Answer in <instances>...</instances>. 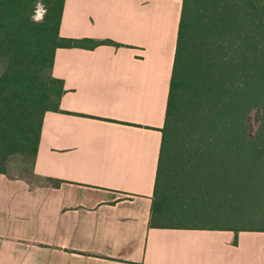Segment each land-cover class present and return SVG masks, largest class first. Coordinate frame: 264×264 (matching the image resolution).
Segmentation results:
<instances>
[{"label":"crops","instance_id":"crops-1","mask_svg":"<svg viewBox=\"0 0 264 264\" xmlns=\"http://www.w3.org/2000/svg\"><path fill=\"white\" fill-rule=\"evenodd\" d=\"M182 7L65 0L63 38L117 45L56 52L40 180L0 174V264H264V233L149 225Z\"/></svg>","mask_w":264,"mask_h":264},{"label":"trees","instance_id":"trees-1","mask_svg":"<svg viewBox=\"0 0 264 264\" xmlns=\"http://www.w3.org/2000/svg\"><path fill=\"white\" fill-rule=\"evenodd\" d=\"M182 3L150 228L264 233V1ZM64 5L0 0V174L12 179L40 180L44 116L65 93L56 52L117 45L63 38ZM16 157L31 168L14 174Z\"/></svg>","mask_w":264,"mask_h":264},{"label":"rangeland","instance_id":"rangeland-1","mask_svg":"<svg viewBox=\"0 0 264 264\" xmlns=\"http://www.w3.org/2000/svg\"><path fill=\"white\" fill-rule=\"evenodd\" d=\"M38 7H42L43 9H45V13H46V4L44 2H41L38 4ZM23 167L24 169H30L31 168V165L30 163L28 162L27 164H24L23 163V159L21 157H16L12 160L11 162V167H13V173L14 174H18L20 170V167ZM27 177V176H26Z\"/></svg>","mask_w":264,"mask_h":264},{"label":"built area","instance_id":"built-area-1","mask_svg":"<svg viewBox=\"0 0 264 264\" xmlns=\"http://www.w3.org/2000/svg\"><path fill=\"white\" fill-rule=\"evenodd\" d=\"M44 15H45V9H43L42 7H37L34 15L35 21L41 22L44 19Z\"/></svg>","mask_w":264,"mask_h":264}]
</instances>
